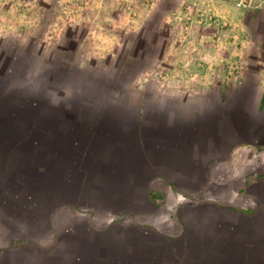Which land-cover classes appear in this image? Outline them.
I'll list each match as a JSON object with an SVG mask.
<instances>
[{
    "label": "crops",
    "instance_id": "crops-1",
    "mask_svg": "<svg viewBox=\"0 0 264 264\" xmlns=\"http://www.w3.org/2000/svg\"><path fill=\"white\" fill-rule=\"evenodd\" d=\"M86 40L0 66V264H264L262 73L183 84Z\"/></svg>",
    "mask_w": 264,
    "mask_h": 264
},
{
    "label": "rangeland",
    "instance_id": "rangeland-1",
    "mask_svg": "<svg viewBox=\"0 0 264 264\" xmlns=\"http://www.w3.org/2000/svg\"><path fill=\"white\" fill-rule=\"evenodd\" d=\"M106 36L118 45L109 62L128 55L133 70L146 66L183 84L264 76V0L251 8L234 0H0L1 67L46 57L50 66L78 64V42L87 38L89 48Z\"/></svg>",
    "mask_w": 264,
    "mask_h": 264
},
{
    "label": "built area",
    "instance_id": "built-area-1",
    "mask_svg": "<svg viewBox=\"0 0 264 264\" xmlns=\"http://www.w3.org/2000/svg\"><path fill=\"white\" fill-rule=\"evenodd\" d=\"M238 7L251 8L254 5L255 0H234Z\"/></svg>",
    "mask_w": 264,
    "mask_h": 264
}]
</instances>
